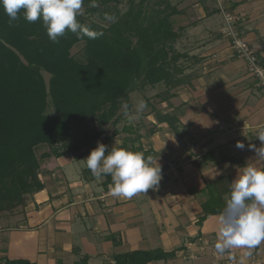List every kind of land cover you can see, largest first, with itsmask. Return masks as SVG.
<instances>
[{
  "label": "crops",
  "instance_id": "0c3cea01",
  "mask_svg": "<svg viewBox=\"0 0 264 264\" xmlns=\"http://www.w3.org/2000/svg\"><path fill=\"white\" fill-rule=\"evenodd\" d=\"M228 7L264 65V0H230ZM180 11L176 17L198 18L185 31L182 84L141 115L149 121L132 126L140 140L132 130L100 139L158 159L159 185L132 199L115 198L108 176L97 179L86 167L90 152L41 157L44 189L29 196L26 206L0 215V260L78 264L87 257L88 264H116L119 255L160 250L174 257L149 264H264V242L217 254L218 215L200 224L212 191L231 192L245 164L264 168L249 148L261 146L264 91L222 34L215 0L197 2L194 12ZM159 88L167 91L163 84L153 89ZM238 141L244 149L236 147ZM218 180L223 182L208 189Z\"/></svg>",
  "mask_w": 264,
  "mask_h": 264
},
{
  "label": "trees",
  "instance_id": "16d2710c",
  "mask_svg": "<svg viewBox=\"0 0 264 264\" xmlns=\"http://www.w3.org/2000/svg\"><path fill=\"white\" fill-rule=\"evenodd\" d=\"M123 1L96 0L97 7H91V0H84L88 15L106 20L105 14H110L115 22L106 20L109 25L103 26L81 14L77 17L81 24L103 35L77 38L68 31L59 43L50 41L42 21L29 23L22 13L10 26L0 5V215L26 206L29 196L44 189L36 153L39 146L51 149L44 158L70 153V142L78 145L81 136L87 135L88 121L100 126L94 140L103 143V127L114 121L123 102L132 109L131 93L163 84L168 92L158 97L165 100L170 97L169 91L182 84L180 61L186 55L177 52L175 44L185 28L175 29L173 18L182 13L178 5L170 0H129L128 9L122 12ZM80 43H85L83 59L72 54ZM44 73L50 75L48 83ZM51 104L57 114L47 113ZM131 130L126 128L127 132ZM135 139L140 140V135ZM104 144L108 146V142ZM120 147L141 151L127 143ZM108 182L112 183L110 176ZM221 182L209 184L208 189ZM225 193L230 196L231 192L224 189L210 193L200 224L224 210ZM173 257L172 253L155 250L115 259L116 264H149ZM1 262L32 264L4 258ZM78 264H88V258Z\"/></svg>",
  "mask_w": 264,
  "mask_h": 264
},
{
  "label": "clouds",
  "instance_id": "9594fccd",
  "mask_svg": "<svg viewBox=\"0 0 264 264\" xmlns=\"http://www.w3.org/2000/svg\"><path fill=\"white\" fill-rule=\"evenodd\" d=\"M0 5L9 17L10 26L21 18V13L29 23L42 21L53 43H59V38L68 31L76 34L77 38L86 36L97 39L103 35L78 21L84 0H0ZM90 6L97 7L96 0H91ZM105 19L115 22V17L110 14H105ZM146 108V101L141 99L135 105V115H132L129 105H122L124 115L130 122L139 119ZM257 138L261 146L257 148L249 145V148L255 151L259 160L264 161V132ZM236 147L244 149L245 144L238 141ZM110 149L98 142L85 160L93 177H111V196L132 199L159 185L162 169L158 159L153 160L140 151L123 147L112 146ZM218 223V236L214 245L217 254H224L233 248L253 249L264 242V168L245 164L242 172L231 183V193L224 210L218 215Z\"/></svg>",
  "mask_w": 264,
  "mask_h": 264
},
{
  "label": "rangeland",
  "instance_id": "374dc122",
  "mask_svg": "<svg viewBox=\"0 0 264 264\" xmlns=\"http://www.w3.org/2000/svg\"><path fill=\"white\" fill-rule=\"evenodd\" d=\"M170 1L173 5H178V9H180L182 11L191 10V12L192 11L194 12L197 2H199L201 0H170ZM128 2H129V0L123 1L122 5L120 6V8L122 9V12H125L128 9ZM216 7H217V4H216ZM81 14L87 15L89 19H91V20H93V21H95V22H97L103 26L109 25L108 21L104 20L103 18H101L98 15H88L86 12V9H83ZM221 17H222V24H225L226 21L224 19V16H222V14H221ZM197 19H198L197 15H193L192 18H190V16L189 17H176L175 16L173 18V20L175 22V29L180 30V28H185V31H186L190 25L196 24V22L198 21ZM185 31L182 35V38L179 41H177V43L175 44L176 51L181 53V54H186L185 53L186 47H184V44L186 43V41H185L186 39H184V37L186 36ZM84 47H85V43H80V44L76 45L72 50V54L77 59H83L82 53H83ZM44 76H45V79L48 83L49 79H50V75L48 73H44ZM162 90H163V88L153 89L152 87H148L144 90H140V91H136V92L131 93L130 94V103H132L133 110L135 111V105L141 99H143L147 103V108L143 112V114H150L152 112V107L154 105L155 106L158 105L159 101H161L159 99V97L157 98V96H159L160 92L162 93ZM124 103H126V102H123V104ZM129 111H131V110H129ZM47 113L48 114H57L56 110L52 104L48 107ZM131 114L135 115V112L131 113ZM142 116H140L139 119H135V120H132L130 122L128 117L124 115V111H123L122 106H121V110L118 112L117 117L114 119V121H112L111 123H109L108 125L103 127V132H102V135L100 136V139L102 141H104L107 138H111V137L116 138V136L120 133H122V134L124 133L125 136H128V134H130V133L126 131V128H132V126H133V128L135 129V127H139L142 124L144 125L147 121H149V119H146V117L144 118ZM116 119H117V121L115 122ZM124 124H125V127H124ZM133 128H132V131L134 133ZM99 130H100V126L98 124H96L95 122L88 121L86 123V127H85V132L87 135L81 136V143L78 145H75L74 141H71L69 144L71 146V149L73 150V152H76L77 154H82V153L90 152L93 148H96L97 144H96V141L94 140V132H98ZM134 134H132L133 139H135L136 136H138V134H135V135ZM107 136H109V137H107ZM36 153H37L38 157L41 158L44 154L51 153V149L46 145H42L36 149Z\"/></svg>",
  "mask_w": 264,
  "mask_h": 264
},
{
  "label": "built area",
  "instance_id": "2783aa9c",
  "mask_svg": "<svg viewBox=\"0 0 264 264\" xmlns=\"http://www.w3.org/2000/svg\"><path fill=\"white\" fill-rule=\"evenodd\" d=\"M215 1L220 14L224 16L226 21L222 28V34L231 41L237 56L247 61L249 73L257 79L258 86L264 91V65L245 39L243 33L238 30V18L232 15V11L228 7L230 0Z\"/></svg>",
  "mask_w": 264,
  "mask_h": 264
}]
</instances>
